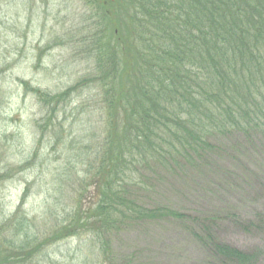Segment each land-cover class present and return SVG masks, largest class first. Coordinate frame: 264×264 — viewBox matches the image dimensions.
<instances>
[{"label":"trees","instance_id":"1","mask_svg":"<svg viewBox=\"0 0 264 264\" xmlns=\"http://www.w3.org/2000/svg\"><path fill=\"white\" fill-rule=\"evenodd\" d=\"M92 3L98 20L75 43L91 59L90 79L104 103L95 123L100 147L93 172L72 208L47 204L43 227L51 222L47 215L62 212L47 231L33 228L24 195L0 222V264H51L59 251L54 243L75 239L97 245L102 264H116L109 248L122 232L162 237V222L177 220L197 224L184 237L194 248L179 242L178 230L167 234L165 250L184 249L187 263L206 254V264H264L263 245L248 249L221 241L219 216L205 213L218 203L215 197L240 188L233 179L263 167L264 146L256 141L264 137V0ZM233 153L241 167L228 162ZM153 173L161 182L155 187L148 177ZM186 177L203 190L173 188ZM256 212L249 223H239L264 227V211Z\"/></svg>","mask_w":264,"mask_h":264},{"label":"rangeland","instance_id":"2","mask_svg":"<svg viewBox=\"0 0 264 264\" xmlns=\"http://www.w3.org/2000/svg\"><path fill=\"white\" fill-rule=\"evenodd\" d=\"M95 12L92 0H0V222L26 195L23 205L34 217L33 228L41 225V231L49 230L46 227L52 226L62 212L57 208V214L47 215L51 222L43 227L42 211L47 204L72 208L82 182L93 172L92 162L100 147L95 123L104 103L90 79L91 59L76 44V37L94 28L93 21L98 20ZM228 134L232 137L233 133ZM239 138L243 140L242 135ZM259 141L264 146V137ZM225 142L232 155L230 138L225 136ZM246 151L255 154L253 149ZM233 155L228 162L241 167L238 154ZM262 164L261 172L251 170L242 181L233 179L240 184L239 189L228 190V194L215 197L218 203L205 206L211 210L205 213L219 216L217 235L221 241L248 249L264 246L262 224L247 227L239 223H249L257 210L264 211ZM148 177L154 187L161 183L157 174ZM195 182L186 177V182L173 184V188L187 187L190 193L203 190ZM140 195L149 198L145 193ZM236 197H244L245 202L241 204ZM216 205L217 209L213 207ZM162 225L163 238L152 233L154 238L150 239L139 230L122 232L118 243L109 248L116 264H156L151 256L159 259L157 264H206V254L195 258L189 253L188 259H195L187 263L184 249L177 254L174 251L175 255L165 250L167 234L176 235V230L179 242L194 248L190 238L184 237L196 222L183 225L180 220L174 224L163 221ZM170 226L174 232L168 231ZM82 240L87 242L75 239L54 243L52 249L58 246L59 251L51 254V264H102L97 245L92 249L90 241ZM34 263L43 264L40 259Z\"/></svg>","mask_w":264,"mask_h":264}]
</instances>
